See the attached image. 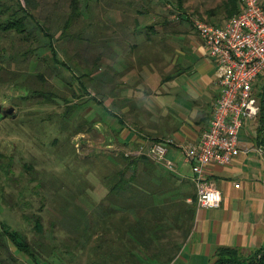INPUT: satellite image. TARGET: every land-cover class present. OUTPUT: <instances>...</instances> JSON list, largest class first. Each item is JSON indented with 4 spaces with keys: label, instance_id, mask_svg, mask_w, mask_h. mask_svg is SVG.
<instances>
[{
    "label": "rangeland",
    "instance_id": "1",
    "mask_svg": "<svg viewBox=\"0 0 264 264\" xmlns=\"http://www.w3.org/2000/svg\"><path fill=\"white\" fill-rule=\"evenodd\" d=\"M83 1V13L72 24L69 37L56 45L77 75L87 67L99 68L110 51L108 46L115 50V58L121 57L116 50L121 52L124 46L125 23H133V15L142 25L165 21L171 30L182 32V39L188 42L199 38L197 20L223 23L230 18L222 9L209 14L224 0H185L183 8L177 6V0ZM69 9L68 0H44L38 15L54 16L57 24L53 29L57 33V25L65 23ZM139 10L148 12L141 15ZM182 15L189 21L183 20ZM26 44L16 33L0 32V104L5 108L15 106L16 114L0 113V231L2 223L10 230L17 229L27 243L40 250L41 264H124V256L117 251L119 235L111 230L118 220L110 223L98 215L108 191L103 177L115 169L114 154L121 150L114 143L107 147L106 132H101L99 123L94 132L83 131L71 138L79 153L76 157L68 139V133L76 126L60 130L57 122L58 110L63 107L24 100L31 85L43 84L32 76L39 72L48 73L49 82L59 90L64 88V81L52 77L51 70H47L54 65L49 50L43 52L49 61L37 62L33 55L26 57L31 47ZM64 72L67 76L72 73ZM83 80L92 85L89 78ZM93 105L96 110L92 114V107L82 110L89 119L101 116L102 105ZM52 115L56 118L50 119ZM55 138L60 142L56 144ZM38 218L42 230L36 226ZM174 235L173 232L162 241L170 245L167 242ZM7 246L0 239V264H35L13 243ZM137 255L142 256L139 251ZM162 256L153 258L150 253L143 263L165 264L168 255Z\"/></svg>",
    "mask_w": 264,
    "mask_h": 264
},
{
    "label": "crops",
    "instance_id": "2",
    "mask_svg": "<svg viewBox=\"0 0 264 264\" xmlns=\"http://www.w3.org/2000/svg\"><path fill=\"white\" fill-rule=\"evenodd\" d=\"M133 16V23H125L124 46L116 50L121 57L115 58L108 46L110 51L92 74L103 86L101 116L122 129L117 142L106 139L111 143L107 147L114 143L137 154L143 143L174 139L167 155L175 165L171 171L191 202L197 186L184 147L199 143L213 117L221 94L218 63L199 32V38L188 42L179 31L141 29V21ZM255 90L264 106V78ZM91 107L90 114L96 110ZM260 113L241 129L240 154L228 164L214 162L207 168L208 178L223 193L222 204L198 207L193 231L181 238V249L169 264H214L222 246L237 247L246 255L264 248V111ZM114 114L125 120L123 125ZM99 123L109 132V125Z\"/></svg>",
    "mask_w": 264,
    "mask_h": 264
},
{
    "label": "trees",
    "instance_id": "3",
    "mask_svg": "<svg viewBox=\"0 0 264 264\" xmlns=\"http://www.w3.org/2000/svg\"><path fill=\"white\" fill-rule=\"evenodd\" d=\"M68 1L70 9L66 12L65 23L57 25L59 30L55 33L53 26L57 23L53 20L54 16L41 18L38 15L44 0H0V32L7 35L14 33L19 35L22 42L31 45L26 57L30 58L33 55L37 62L49 61L43 55L45 50H49L47 53L54 61V65H50L52 67L47 70H51L52 77L64 81V88L59 90L55 87V83L49 82L48 73L39 72L32 76H36L43 84L31 85L28 88V90L31 88V91L29 90L24 100L31 99L36 103L39 100L41 104L54 103L57 107H63V110L59 109L57 113L59 129L70 130L73 124L76 126L72 132L68 133L70 142L71 138L78 133L94 132L99 122L109 124L102 116L89 119L82 112L94 103L103 104V86L101 83L98 84L100 81H96L92 75L96 71L95 68L87 67L81 75H77V71L62 58L57 49V43L69 37L72 24L79 20L83 13V0ZM184 1L177 0V6L183 8ZM242 8V0H224L221 5L211 9L209 14L222 9L226 11L228 17H232ZM148 11L139 10L141 15ZM136 19L137 22L140 21ZM182 19L189 21V18L184 15ZM141 29L159 31L172 28H168V24L163 21L143 25ZM58 34H60L59 37ZM64 69L72 72L71 75L67 76ZM86 77L91 80V86L83 80ZM91 87L94 88V94ZM263 111L264 106L261 104V112ZM114 116L116 117V114ZM53 118L56 117L50 116V119ZM118 120H121L122 125L124 124V119L118 117ZM108 130L109 132L105 133L106 139L113 138L117 142L122 129L109 125ZM54 142L59 143V138H55ZM70 146L75 156H79L75 144L70 142ZM118 152L117 155L114 154L115 169L111 168V172L103 177L104 186L108 191L102 199L104 209L101 208L98 215L109 220L110 223L112 219L118 220L111 230H115L119 235L117 251L124 256V264H144L143 260H146V256L148 257L150 253L153 258L164 257L162 255L167 254L164 263L169 264L181 249V238H186L193 231L199 207L198 191L194 194L192 201L188 202L182 190L183 184L179 183V178L171 170H163L159 162L145 154L127 155L126 150ZM35 222L36 226H40L39 229L42 230L39 218ZM2 225L0 239L4 247L11 242L20 252L27 253L35 264H41L40 250L27 243L17 229L10 230L7 224L2 223ZM173 232L175 235L167 242L171 244L166 245L162 240L168 239ZM7 249L11 252L8 246ZM137 251L142 254L141 257L137 255ZM11 255H13L12 252ZM127 258H129L128 261ZM214 264H264V248L246 255L237 247L222 246L217 250Z\"/></svg>",
    "mask_w": 264,
    "mask_h": 264
},
{
    "label": "built area",
    "instance_id": "4",
    "mask_svg": "<svg viewBox=\"0 0 264 264\" xmlns=\"http://www.w3.org/2000/svg\"><path fill=\"white\" fill-rule=\"evenodd\" d=\"M242 1V10L223 23L196 22L209 55L218 63L221 88L213 117L199 143L184 147L186 159L193 165L198 205L204 208H218L223 201V193L208 178L207 168L214 162L228 164L240 154L241 129L247 119L261 112L255 85L264 78V0ZM174 142L172 138L149 141L136 151L173 170L175 165L167 155Z\"/></svg>",
    "mask_w": 264,
    "mask_h": 264
},
{
    "label": "water",
    "instance_id": "5",
    "mask_svg": "<svg viewBox=\"0 0 264 264\" xmlns=\"http://www.w3.org/2000/svg\"><path fill=\"white\" fill-rule=\"evenodd\" d=\"M0 113L5 116L7 115L16 116L15 106H10V107L5 108L3 105L0 104Z\"/></svg>",
    "mask_w": 264,
    "mask_h": 264
}]
</instances>
